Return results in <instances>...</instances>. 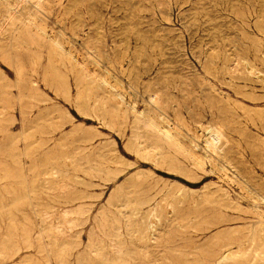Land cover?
Masks as SVG:
<instances>
[{
  "label": "rangeland",
  "instance_id": "374dc122",
  "mask_svg": "<svg viewBox=\"0 0 264 264\" xmlns=\"http://www.w3.org/2000/svg\"><path fill=\"white\" fill-rule=\"evenodd\" d=\"M7 1L0 264H264V0Z\"/></svg>",
  "mask_w": 264,
  "mask_h": 264
},
{
  "label": "bare ground",
  "instance_id": "6f19581e",
  "mask_svg": "<svg viewBox=\"0 0 264 264\" xmlns=\"http://www.w3.org/2000/svg\"><path fill=\"white\" fill-rule=\"evenodd\" d=\"M10 1V0H9ZM9 1H7V2H9ZM22 1V0H21ZM35 1V0H34ZM37 1V0H36ZM40 1V0H39ZM3 2V1H2ZM6 2V1H5ZM18 2V1H17ZM28 2V1H27ZM31 2H33V0L31 1ZM5 4V3H4ZM10 4H12V3H10ZM20 4V3H19ZM26 4H28V3H26ZM33 4V3H32ZM44 4V3H43ZM13 5V4H12ZM34 5V4H33ZM42 5V4H41ZM27 6V5H26ZM43 6V5H42ZM3 7H4V5H3ZM47 7V6H46ZM2 8V7H1ZM8 8V7H7ZM10 8V7H9ZM38 10H39V8H38ZM1 11H2V17H3V9H1ZM6 11V10H5ZM22 11V10H21ZM40 11V10H39ZM7 12H9V10L7 11ZM14 12V11H13ZM5 14H6V12H4ZM1 14V13H0ZM7 14H9V13H7ZM43 14V13H42ZM5 17H7V16H5ZM9 17V16H8ZM5 19V18H4ZM11 19V18H10ZM8 21V20H7ZM24 22H26V21H24ZM28 22V21H27ZM35 22V21H34ZM38 22V21H37ZM8 24V23H7ZM19 24V23H18ZM38 24V23H37ZM2 25V24H1ZM43 27V26H42ZM16 28V27H15ZM37 28V27H36ZM42 29V28H41ZM45 29V28H44ZM43 29V30H44ZM0 30H1V28H0ZM2 31H3V29H2ZM5 32V31H4ZM3 32V33H4ZM2 33V34H3ZM6 33V32H5ZM1 34V35H2ZM56 40V39H55ZM53 41V40H52ZM99 49V48H98ZM67 52H68V50H67ZM90 52V51H89ZM98 52H101L100 50H98ZM102 53V52H101ZM67 54V53H66ZM89 54H92V53H89ZM84 55V54H83ZM67 57V56H66ZM96 58V57H95ZM145 59V58H144ZM81 60V59H80ZM136 61V60H135ZM82 62V61H81ZM137 62V61H136ZM80 63V62H79ZM69 64V63H68ZM96 64V63H95ZM97 66H99V65H97ZM153 66V65H152ZM88 69V68H87ZM250 70V69H249ZM88 74V73H87ZM101 78H103V77H101ZM86 82V81H85ZM108 82V81H107ZM100 83V82H99ZM86 83H84V85H85ZM103 84V83H102ZM110 87V86H109ZM113 87V86H112ZM114 88V87H113ZM214 88V87H213ZM217 94V93H216ZM114 96V95H113ZM93 99V98H92ZM162 103H163V101H162ZM152 104V103H151ZM154 106V105H153ZM161 106H162V104H161ZM155 107V106H154ZM156 108V107H155ZM158 110V109H157ZM160 110V109H159ZM152 111V110H151ZM162 114H163V112H161ZM166 115V114H165ZM116 116V115H115ZM177 116V115H176ZM175 116V117H176ZM167 118V117H166ZM233 119V118H232ZM234 120V119H233ZM110 121V120H109ZM108 121V122H109ZM146 121V120H145ZM168 121H170V120H168ZM135 123V122H134ZM142 123V122H141ZM170 123V122H169ZM143 124V123H142ZM165 124V123H164ZM136 125H138L139 126V124H136ZM145 126L144 127H146V124H144ZM149 125V123L147 124V126ZM169 125V124H168ZM143 126V125H142ZM151 126H153V125H151ZM150 126V127H151ZM48 127V126H47ZM133 127V126H132ZM135 127V126H134ZM143 127V128H144ZM149 127V126H148ZM148 127L147 128H144V129H146L147 131H148ZM59 128V127H58ZM136 128H138V127H136ZM141 128V127H140ZM153 128V127H152ZM154 128H157L155 125H154ZM131 130H132V128H131ZM134 130V129H133ZM132 130V131H133ZM136 130V129H135ZM139 130V129H138ZM146 131V132H147ZM149 132V131H148ZM169 132V131H168ZM175 132V131H174ZM173 132V133H174ZM28 133V132H27ZM135 133H136V131H135ZM138 133V132H137ZM152 133H154V132H152ZM165 133V132H164ZM161 134V133H160ZM138 136H139V134H137ZM177 135V134H176ZM175 135V136H176ZM148 136V135H147ZM164 137V136H163ZM165 137H167V136H165ZM164 137V138H165ZM193 137V136H192ZM136 138H139V137H136ZM168 138V137H167ZM222 138H223V134L221 133V132H219V131H212V133H211V136H210V140L209 141H207V143H208V145L212 148V149H217L218 148V144L222 141ZM172 139V138H171ZM174 139V138H173ZM225 139V138H224ZM131 140V139H130ZM147 140V139H146ZM150 140V139H149ZM136 141V140H135ZM163 141V140H162ZM165 141V140H164ZM168 141V140H167ZM172 141V140H171ZM177 141V140H176ZM227 141V140H226ZM169 142H170V140H169ZM152 143V142H151ZM150 143V144H151ZM179 143V142H178ZM139 145H141V144H138L137 145V147L139 146ZM156 147H157V145H155ZM158 146H160V144L158 145ZM207 146V145H206ZM150 148V147H149ZM160 148V147H159ZM158 147H157V149H159ZM153 149H154V147H153ZM160 149H162V147L160 148ZM207 150V149H206ZM144 152V151H143ZM147 152V151H146ZM161 152H163V151H161ZM140 153V152H139ZM210 153V152H209ZM164 154H166V152L164 153ZM191 154H193V153H191ZM198 154V153H197ZM147 155V154H146ZM145 155V156H146ZM178 155V154H177ZM213 156H214V150H213V154H212ZM119 156V155H118ZM148 156V155H147ZM168 156V155H167ZM206 156V155H205ZM149 157V156H148ZM148 157H147V159H148ZM195 158L197 157V156H194ZM202 157V156H201ZM168 158H170L169 156H168ZM167 158V159H168ZM192 158V157H191ZM198 158V157H197ZM165 159V158H164ZM176 159V158H175ZM217 159V158H216ZM163 160V159H162ZM172 160V159H171ZM147 161V160H146ZM201 161V160H200ZM125 162V161H124ZM174 163V162H173ZM132 164V163H131ZM167 164V163H166ZM197 165H199L201 168H203V165H204V163H203V165H202V163L201 162H197ZM197 165H195V168H196V166ZM131 166V165H130ZM192 166V165H191ZM193 166H194V164H193ZM200 168V169H201ZM216 168V167H215ZM168 170V169H167ZM194 170V169H193ZM172 171V170H171ZM179 172V171H178ZM197 172V171H196ZM206 173V172H205ZM140 179V178H139ZM133 184H135V183H133ZM171 185V184H170ZM178 189V188H177ZM186 189V188H185ZM191 191V190H190ZM218 191H219V189H218ZM220 191H221V189H220ZM224 191V190H223ZM89 194V193H88ZM187 194V193H186ZM249 194V193H248ZM254 194V193H253ZM134 195V194H133ZM153 195V194H152ZM183 195V194H182ZM229 196V195H228ZM258 196V195H257ZM248 197H250V196H248ZM253 197V196H252ZM130 198V197H129ZM149 199V198H148ZM227 199H228V197H227ZM264 199V198H263ZM127 200H128V198H127ZM256 200V199H255ZM140 201H141V199H140ZM146 201V200H145ZM224 201H227V200H224ZM230 201H233V200H230ZM125 202V201H124ZM123 202V203H124ZM144 202V201H143ZM151 202V201H150ZM227 202H229V200L227 201ZM229 203H231V202H229ZM143 204V203H142ZM141 204V205H142ZM227 204V203H226ZM232 204H233V202H232ZM232 204H230V206L228 207V209L230 208L231 209V205ZM237 203H235V205H236ZM137 205H140V202L137 204V202H133V201H126L124 204H123V206L125 207V206H137ZM227 205H229V204H227ZM226 205V206H227ZM235 205L233 204V206L235 207ZM242 205V204H241ZM232 206V208H234ZM122 207V206H121ZM124 207H122V208H124ZM120 208V207H119ZM126 208V207H125ZM130 208V207H129ZM140 208V207H139ZM141 208H142V206H141ZM121 209V208H120ZM131 209V208H130ZM237 210H238V207L236 208ZM236 209L234 208V209H231V210H235L236 211ZM136 210H138V211H140L139 209H135V211ZM36 211V210H35ZM40 211V210H39ZM163 213V212H162ZM140 215V214H139ZM131 217H129V219H130ZM113 219H114V217H113ZM129 219H128V221H129ZM132 219V218H131ZM81 221V220H80ZM127 221V222H128ZM115 222V221H114ZM131 222H133L132 220H131ZM117 223H119V222H117ZM116 223V224H117ZM138 223V222H137ZM119 224H121V223H119ZM76 225V224H75ZM118 225V224H117ZM128 225V224H127ZM126 225V226H127ZM129 225H131L130 223H129ZM135 225H137L136 223H135ZM135 225L133 226V227H135ZM23 226V225H22ZM125 226V225H124ZM262 226V225H261ZM129 227V226H128ZM132 227V228H133ZM117 228H119V227H117ZM132 228H131V231H132ZM135 228H137V227H135ZM127 229H129V228H127ZM113 230V229H112ZM41 234V233H40ZM54 234V233H53ZM111 235L112 236H116V237H118V235H117V233H111ZM43 237V236H42ZM55 238V237H54ZM123 242V241H122ZM127 250V249H126ZM245 250V249H244ZM238 251V250H237ZM122 253H123V250H119V254H121L122 255ZM237 253H235V254H233V252H230V250L228 251V254L227 255H225V256H223V257H221V258H216V257H214V256H212V259H211V261H210V264H224V261L226 260V259H228V258H231L232 257V255L234 256V255H236ZM106 255V254H105ZM239 255V254H238ZM132 256V255H131ZM120 259H121V257H119ZM115 264H121V263H119V262H117V263H115ZM170 264V263H169Z\"/></svg>",
  "mask_w": 264,
  "mask_h": 264
}]
</instances>
